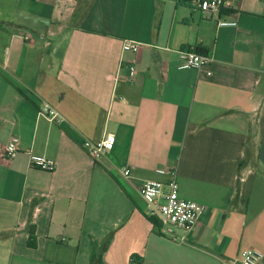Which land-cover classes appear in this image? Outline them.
I'll list each match as a JSON object with an SVG mask.
<instances>
[{"label":"crops","instance_id":"1","mask_svg":"<svg viewBox=\"0 0 264 264\" xmlns=\"http://www.w3.org/2000/svg\"><path fill=\"white\" fill-rule=\"evenodd\" d=\"M225 17L238 25L179 0H0V264H89L92 240L108 243L104 264L264 254V0ZM126 40L142 44L138 55ZM197 48L211 62L178 69ZM45 104L64 120L40 115ZM109 134L113 150L95 161L83 143ZM171 173L179 196L205 207L175 238L140 194Z\"/></svg>","mask_w":264,"mask_h":264},{"label":"built area","instance_id":"2","mask_svg":"<svg viewBox=\"0 0 264 264\" xmlns=\"http://www.w3.org/2000/svg\"><path fill=\"white\" fill-rule=\"evenodd\" d=\"M240 0H192L191 6L202 13L209 14L216 17L217 25L220 27H235L238 25L236 20L225 19L230 10L238 9ZM29 40L30 37H25ZM142 44L126 40L123 42V51L138 55L141 51ZM211 62L208 55H202L195 50L184 52L181 55L178 69H194L200 71ZM129 70V77L127 82L129 84L135 83V74L137 71L135 63L126 65ZM210 76L211 73H208ZM40 115L46 117L49 121L62 122L64 119L60 113L53 109L50 105H43L40 108ZM116 142V136L109 134L106 138L94 142L85 140L83 143L84 150L95 160L99 161L107 154H109ZM18 143L16 138H12L5 148V155L8 158H13L18 154ZM31 166L52 172L56 165L54 161L40 156H31ZM125 176L131 174V170L124 171ZM140 194L145 201L147 208L146 214L148 217L155 218L160 224V233L172 238L176 237V230H181L184 235L193 231L200 222L201 215L205 207L196 202L187 201L179 196V185L177 182L176 173H171V180L169 183H162L158 181H147L141 189ZM186 238H181L184 241ZM264 259V254L256 249H248L242 252L239 262L241 264H261Z\"/></svg>","mask_w":264,"mask_h":264},{"label":"trees","instance_id":"3","mask_svg":"<svg viewBox=\"0 0 264 264\" xmlns=\"http://www.w3.org/2000/svg\"><path fill=\"white\" fill-rule=\"evenodd\" d=\"M179 2L184 5H190L192 0H179ZM195 51L202 55L208 54V51L206 49L197 48ZM150 220L158 229H160V224L155 218L150 217ZM32 236H33V233H32ZM107 245H108L107 242L101 243L98 240L91 241V254H90L89 264H104L103 256H104V253L106 252ZM132 262L134 264H137V263L141 264L139 263V259H137L136 257L133 259Z\"/></svg>","mask_w":264,"mask_h":264}]
</instances>
